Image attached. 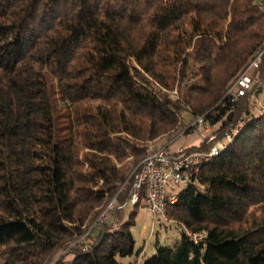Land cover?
<instances>
[{"label":"trees","instance_id":"obj_1","mask_svg":"<svg viewBox=\"0 0 264 264\" xmlns=\"http://www.w3.org/2000/svg\"><path fill=\"white\" fill-rule=\"evenodd\" d=\"M263 5L0 0V264H264L262 86L226 96L264 45ZM183 115L231 140L167 203L160 221L179 238H155L140 261L124 205L149 144L177 134Z\"/></svg>","mask_w":264,"mask_h":264},{"label":"built area","instance_id":"obj_2","mask_svg":"<svg viewBox=\"0 0 264 264\" xmlns=\"http://www.w3.org/2000/svg\"><path fill=\"white\" fill-rule=\"evenodd\" d=\"M264 9V5H263ZM263 66L264 72V45L257 51L249 66L233 81L226 96L233 102L247 94H253L257 88L263 85L262 81H253L249 75L250 71ZM256 89L253 91L254 85ZM255 112L264 113V103L255 100L252 106ZM204 119L199 117L194 120L192 126L203 127ZM231 136L226 140L215 142L207 152L190 150L186 153L173 152L167 146L148 148L144 158L135 169L134 184L127 206L138 207L146 211L153 220H166L167 203L173 204L176 201L177 193L188 187L191 183L190 170L200 165L208 158L218 155L225 149L224 142H229ZM110 208L112 206L110 205ZM109 208V209H110ZM108 219L107 211L103 212L98 219V226H101ZM197 240L200 236H194ZM88 241L81 239L74 245Z\"/></svg>","mask_w":264,"mask_h":264},{"label":"rangeland","instance_id":"obj_3","mask_svg":"<svg viewBox=\"0 0 264 264\" xmlns=\"http://www.w3.org/2000/svg\"><path fill=\"white\" fill-rule=\"evenodd\" d=\"M258 98V97H257ZM259 101L264 102V82L262 85L261 92L259 94ZM183 124L181 128L179 129L177 134H174L173 136L165 139H161L156 142H152L149 144L150 148H157V147H165L167 146L171 151L173 152H182L183 150L189 148V147H200V151H205V148L208 147L210 144H214L215 142H218L214 135V129L206 124L203 127L195 126V129L192 130L188 134H184V127L186 125L192 126L193 122L191 121L190 117L188 115L182 116ZM186 128V127H185ZM211 148V147H210ZM110 205L112 208H110ZM110 208V209H109ZM115 208V200H111L107 205H105L96 220L92 223V225L85 231V233L76 239V241L73 243L75 244L77 241H80L81 239H85L86 241L90 240V232L92 228L98 227V219L99 216L107 211L108 218L110 217L111 212ZM132 212H136L135 217L133 218V227H132V233L135 238V248H143L144 252L140 258V261H143L146 259V257L152 255L154 253V247L153 242L155 241V238L160 241L162 244H171L176 241L180 236V228L175 223L171 222H162L157 219H151L146 211L141 210L140 208L127 206L124 208V222H127L129 219V215ZM72 244V245H73ZM63 251H61L60 254L57 255L55 259H58L60 256H62ZM120 261L123 264L128 263V259H120Z\"/></svg>","mask_w":264,"mask_h":264}]
</instances>
